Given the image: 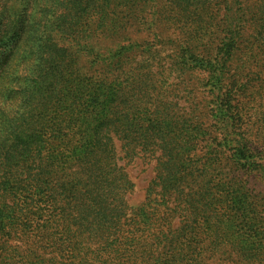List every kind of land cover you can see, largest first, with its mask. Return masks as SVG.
<instances>
[{
	"label": "rangeland",
	"instance_id": "obj_1",
	"mask_svg": "<svg viewBox=\"0 0 264 264\" xmlns=\"http://www.w3.org/2000/svg\"><path fill=\"white\" fill-rule=\"evenodd\" d=\"M218 85L234 116L230 138L253 164L234 165L232 148L214 138L223 132L212 118ZM122 87L127 108L101 110ZM148 108L161 120L180 115L191 129L188 150L207 173L193 190L204 188L222 216L218 228H201L220 236L223 254L212 262L264 264V0H0V264H121L109 203L123 198L126 227L160 194L159 152L133 147L125 156L117 139L136 137ZM111 111L129 125L109 131L104 151L103 166L113 154L122 171L120 196H89L73 181L58 214L48 176L74 179L77 165H93L91 133ZM175 216L165 227L181 224ZM230 235L249 242L236 246Z\"/></svg>",
	"mask_w": 264,
	"mask_h": 264
},
{
	"label": "trees",
	"instance_id": "obj_2",
	"mask_svg": "<svg viewBox=\"0 0 264 264\" xmlns=\"http://www.w3.org/2000/svg\"><path fill=\"white\" fill-rule=\"evenodd\" d=\"M191 61L200 67L205 65L219 67L216 63L214 65L211 62L204 64L198 57L192 58ZM123 87L125 86L123 85ZM123 87L119 89L121 94L116 96L118 98L115 100L111 98L109 103L101 110L108 108L113 110L114 113V108H117L122 113V110L127 108L129 97L128 94L122 91ZM217 90L218 93L215 98L217 102H215L212 109V118L214 125L218 124L223 132L220 133L222 134L221 137L215 135L214 138H218L220 142L226 144L225 146L232 148L233 151L230 152L227 158L235 163L234 165H239L242 162L245 165L255 163V155L248 153L247 147L242 142L230 138V133L234 132L236 127L234 116L232 112L230 113L229 99L222 97L224 92H220V85H218ZM114 101L116 102L115 106ZM99 108V105L93 104L94 114L99 111ZM179 111L178 114H180ZM111 113L112 111L107 113V116L110 115L111 119L108 118V120L100 122L91 133V141L95 143L93 145L94 150L90 152L93 157H97V159H93V165L86 167V162L83 166L77 165L76 169L72 171V175L75 176L74 179L66 180V178L59 176H48L47 185L44 187L46 196L51 201L49 205H60L54 207L55 210H58V214L61 205L67 204L66 200L72 192L69 186L73 184V181L78 182V186L86 185L89 196L97 195L107 198L120 196L119 190L122 187L123 175L120 167L115 163L113 154L106 161L108 167L105 169V174L98 173V170H103L102 168L106 167L103 166L106 155L104 151L112 147L109 131L113 132V130L119 129V133L129 132V125H127L125 116L119 115L122 116L121 119L114 120ZM143 116H145L144 124L135 127V131L138 132L136 137L123 135L117 139L121 142L125 156L130 154L133 147L159 152L156 156L157 173L154 182L159 186L160 194L158 200H155V205L142 206L135 215L136 222L132 220L126 227L120 226V214L123 211L122 205L124 204L123 198L113 199L117 201L114 206L112 202L109 203V206H112L110 209L113 214H111V211H106L110 213L109 223L116 233L115 238L112 240L115 258L121 264H223L212 262L217 254H223L222 247L216 244L220 238L219 234H210L211 232L201 230L205 227V224L214 225L215 228H218L222 223V216L214 205L210 209L209 194L206 195L204 188L201 192L193 190L195 186L202 187L196 184V181L200 180L203 183L204 179H207V173L198 167L196 157L188 150V147L192 144L189 135L191 129L188 128L186 122L180 120V115H177L179 120H161L148 108ZM96 120L97 117H94L92 122L95 123ZM90 130L92 129L88 127L84 134L90 132ZM104 134H106L105 137ZM113 157L114 161L112 160ZM256 166H258L257 163ZM91 169H95V171L89 172ZM172 195L175 196L178 203L173 207H169ZM174 208H178L179 211ZM141 215L145 217L143 222L138 219ZM175 215L182 218L181 224L174 229L165 227L163 222L165 221L170 225L169 220L176 217ZM105 216L108 218L109 214L107 213L103 217L97 216L95 221H98V219L104 221ZM122 230L125 232H120ZM228 240L236 246L243 245L248 241L243 236L235 235H230ZM243 249L241 248L240 253L243 256L248 255V252ZM224 260L222 259V261Z\"/></svg>",
	"mask_w": 264,
	"mask_h": 264
}]
</instances>
